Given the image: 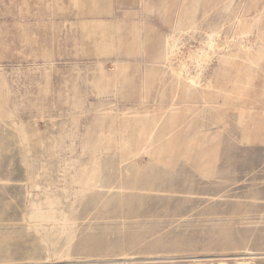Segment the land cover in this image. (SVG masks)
<instances>
[{"label":"rangeland","instance_id":"rangeland-1","mask_svg":"<svg viewBox=\"0 0 264 264\" xmlns=\"http://www.w3.org/2000/svg\"><path fill=\"white\" fill-rule=\"evenodd\" d=\"M144 3L0 0V264H264V0Z\"/></svg>","mask_w":264,"mask_h":264},{"label":"crops","instance_id":"crops-1","mask_svg":"<svg viewBox=\"0 0 264 264\" xmlns=\"http://www.w3.org/2000/svg\"><path fill=\"white\" fill-rule=\"evenodd\" d=\"M136 1H135V3H133L132 0H107V5L105 8L102 9V13L106 14L107 16H109L111 13L116 14L115 8L119 4H120V6H123V7H127L129 5H131V6L134 5V6H137L136 8H138V9L140 8V6H143V4L145 5V3H144L145 0H141L140 4L136 3ZM110 5H111V8H109ZM106 18L108 19L110 17H106Z\"/></svg>","mask_w":264,"mask_h":264},{"label":"bare ground","instance_id":"bare-ground-1","mask_svg":"<svg viewBox=\"0 0 264 264\" xmlns=\"http://www.w3.org/2000/svg\"><path fill=\"white\" fill-rule=\"evenodd\" d=\"M262 51V50H261ZM255 53V52H254ZM262 53V52H261ZM260 53V54H261ZM257 54H258V52H257ZM258 56V55H257ZM254 57V56H253ZM262 57V56H261ZM256 58V57H255ZM258 58H259V56H258ZM254 65V64H253ZM192 81V80H191ZM193 82V81H192ZM224 94H223V92H222V96H223Z\"/></svg>","mask_w":264,"mask_h":264}]
</instances>
